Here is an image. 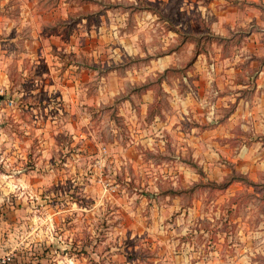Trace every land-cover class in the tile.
Here are the masks:
<instances>
[{"label":"rangeland","instance_id":"1","mask_svg":"<svg viewBox=\"0 0 264 264\" xmlns=\"http://www.w3.org/2000/svg\"><path fill=\"white\" fill-rule=\"evenodd\" d=\"M95 1L0 0V264H264V163L247 172L236 161L264 134L238 128L192 145L190 129L206 124L176 102L201 97L188 64L196 43L169 30L221 38L203 40L197 58L214 112L226 94L216 63H244L237 77L249 87L218 108L231 111L253 98L264 65L247 45L254 22L222 35L203 16L207 0H142L154 10L138 12L137 0ZM138 40L147 44L134 49ZM165 124L180 129L156 136ZM233 174L258 193L205 187Z\"/></svg>","mask_w":264,"mask_h":264},{"label":"crops","instance_id":"2","mask_svg":"<svg viewBox=\"0 0 264 264\" xmlns=\"http://www.w3.org/2000/svg\"><path fill=\"white\" fill-rule=\"evenodd\" d=\"M251 1L255 2L256 6H249L248 10H243L241 5L244 2ZM207 3L208 6L206 7L203 16L206 20H210L213 23L212 31L216 34L226 35L228 30H234L235 26L245 27L247 24L254 22L252 26L256 28V30L253 33L251 32V36L249 37L251 42L247 44L249 46L248 48L256 51L262 50V52H264V39H259V36H264V0H207ZM256 3H259V5ZM221 4L224 5L223 9L217 11L216 7ZM176 28L179 29L177 26ZM173 33L175 36L178 35L175 32ZM138 42L139 43L134 45V49L137 45L145 46L147 44L144 43V40H138ZM137 50L138 49L135 51ZM207 64L208 63H203L202 60L197 61L195 63V70L192 73V76H195L193 83L197 85V88L200 91L198 93L201 97L199 99L195 97L188 99V102H191V107H189V104L184 102V100L179 99L176 102L177 104H182V112L184 114H192L194 122L200 124L204 123L208 126L204 132H200V129L195 127L190 129L191 133H194L195 131L199 132L198 135L202 133L199 137L198 135L192 137V139H194V141L191 142L192 145L197 148L200 145L197 144L198 141L204 140L207 144L206 146L212 147V140L215 138L216 133H221L222 138L231 140L235 137L234 131L238 128L240 131L248 132V134L257 141L258 136H260L259 134H264V65H261L260 70L258 71L259 76L255 78V82H253V88H256L253 98L250 101L248 99H241L239 100L240 102H238V105L234 106V110L227 111L225 109L219 110L218 108L227 106L231 102L236 103L241 90L249 87L245 82L238 81L237 77V74H241L243 71L244 63H216L217 68L213 83L218 90H221L222 93L226 94L218 96L214 104V108H216L214 112L211 104L204 103L206 102V97L203 98L204 91L207 88H210L208 76L209 68ZM255 66H258L257 63L251 64V67ZM222 72H224V74ZM195 99L198 101L200 100L202 105H197ZM179 112L180 111H176L175 116H177L176 114H180ZM220 114L222 119L220 121L215 120L214 116H217L218 118ZM215 124L217 125L214 127ZM209 126L212 127L209 128ZM152 129L154 130V133H158L156 136H160L161 138L165 136V134H177L180 127L172 130L167 124H165L159 128ZM150 132L152 133V131ZM161 143L164 144V141L160 140L159 144ZM258 144L260 143L254 144L250 148H247L245 144L240 146V149L242 150H240V154L237 156L236 161L240 162L239 164L244 165V167H241L242 170L248 172L253 164H256L258 168V166L264 163V161H261L264 159V147L256 148ZM262 144L264 143L262 142ZM226 146H229V144Z\"/></svg>","mask_w":264,"mask_h":264},{"label":"trees","instance_id":"3","mask_svg":"<svg viewBox=\"0 0 264 264\" xmlns=\"http://www.w3.org/2000/svg\"><path fill=\"white\" fill-rule=\"evenodd\" d=\"M83 3H93V2H96L95 0H81ZM131 8L133 9V11H153L154 9L152 7H149V6H146L144 1L142 0H137V3L134 5L131 6ZM154 14H159L158 11H154ZM160 15V14H159ZM81 19H86V17H81ZM171 31L177 33L178 35H180L182 37V39L184 40V42H194L196 43V46H195V53H194V57L191 59V61L188 63L189 66H192L194 65L196 62H197V58L199 55L202 54V51L200 49V46L201 44L203 43V40H208L210 41H214L216 40L218 43L221 41V38L219 37H209V36H206V37H201V38H198V37H195V36H192V35H187L185 34V32L179 28L177 29L176 26H170L169 28ZM211 38V39H210ZM219 38V39H218ZM207 40V41H208ZM159 83H162V79ZM152 85L150 83H147V85H144L141 87V92H147L148 90H151V87ZM158 114H161V111H160V105H159V102L156 100L155 103L152 105L150 111L148 112V119L149 121H151L152 119L155 118V116H157ZM195 128H200L198 126V124L195 125ZM208 128V126H202L200 129L201 130H206ZM235 173V171H233ZM235 182H240V183H243L244 185L247 186V188H253L254 191L256 193H258V190L257 188H260L261 185L257 184V183H254L252 181H250L248 178H246L244 175H235L233 174L232 177H230L229 179H227L225 182L223 183H212L210 185H205V187H208L210 188V190H215V191H226L229 189V187L235 183Z\"/></svg>","mask_w":264,"mask_h":264},{"label":"built area","instance_id":"4","mask_svg":"<svg viewBox=\"0 0 264 264\" xmlns=\"http://www.w3.org/2000/svg\"><path fill=\"white\" fill-rule=\"evenodd\" d=\"M10 258L8 259H2V263L1 264H9Z\"/></svg>","mask_w":264,"mask_h":264}]
</instances>
